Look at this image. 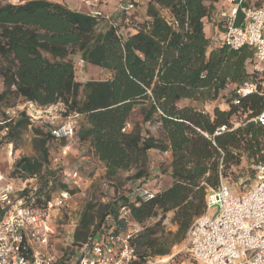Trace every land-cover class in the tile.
<instances>
[{
  "label": "trees",
  "instance_id": "obj_1",
  "mask_svg": "<svg viewBox=\"0 0 264 264\" xmlns=\"http://www.w3.org/2000/svg\"><path fill=\"white\" fill-rule=\"evenodd\" d=\"M214 1L207 6L204 0H148L150 19L126 38L119 37L117 29L107 26L101 17L60 2L0 3V102L14 95L39 107L61 104L63 116L77 113L81 121L76 125V142L88 145L103 163L106 177L133 171L130 179L154 190L147 201L119 197L103 204L98 221L86 236L112 225L124 229L123 220L118 219L122 206L142 225L160 215L133 238L135 264L138 259L144 262L169 253L172 245L185 238L194 219L206 210L207 191L216 188L231 167L244 158L264 166V125L254 120L263 107V96L235 92L236 86L255 77L246 67L247 63L252 67L253 53L246 46L231 49L224 44L208 52L202 18ZM157 6L168 9L172 19L161 15ZM73 58L112 75L105 80L78 81ZM230 84H234L232 88H228ZM182 99L200 106H178ZM209 101L226 107L217 103L210 114L202 105ZM137 105L142 127L134 123L123 130L130 125ZM152 123L158 125L157 137L147 128ZM29 124L24 111L16 119L0 120L4 142L13 145L16 157L15 138ZM222 126L224 130L215 133ZM32 144L37 157L15 159L12 174L31 178L45 172L49 144L60 146L42 127L34 129ZM150 149L171 152L170 172H165L171 183L162 189L148 186ZM46 183L45 179L35 192L43 203L50 198L43 189ZM59 186L67 188L63 182ZM5 209L0 204V216ZM168 213L172 214L170 223L176 225L174 231L162 225Z\"/></svg>",
  "mask_w": 264,
  "mask_h": 264
},
{
  "label": "built area",
  "instance_id": "obj_2",
  "mask_svg": "<svg viewBox=\"0 0 264 264\" xmlns=\"http://www.w3.org/2000/svg\"><path fill=\"white\" fill-rule=\"evenodd\" d=\"M260 0H226L229 11L224 14L221 44L231 49L248 47L253 53L251 71L255 77L235 87L238 96L259 92L263 96V107L254 120L264 125V5ZM88 13L102 17L99 0H85ZM134 7L133 0L120 5L121 10ZM241 12L243 23L235 24L236 15ZM116 34L121 38L118 31ZM238 98L233 100L237 104ZM26 113L31 122L37 121L45 128L52 140L60 144V157L67 156L76 143L77 113L63 116L61 104L39 107L27 101ZM44 113V115H42ZM130 125L127 124L123 130ZM224 126L216 130L219 133ZM7 154L16 159L13 145L8 144ZM58 158H54L57 162ZM255 183L241 194L234 193L227 182L221 181L216 188H210L205 196L206 210L196 217L186 232V243L191 258L190 264H264V166L259 164ZM65 184L78 186L76 169L63 171ZM27 180V179H26ZM5 182V183H4ZM0 204L6 208L0 216V264H54L55 256L48 246L54 233L53 214L69 206L70 191L62 189L40 206L35 203L36 187L21 194L13 201L12 179L7 180L0 172ZM22 192L25 187L20 189ZM154 191L141 185L132 188L133 201L137 197L147 201ZM217 206L214 212L212 207ZM118 219L123 220L124 229L115 225L90 234L79 243L71 264H135L136 251L133 238L140 232L141 224L122 206Z\"/></svg>",
  "mask_w": 264,
  "mask_h": 264
},
{
  "label": "rangeland",
  "instance_id": "obj_3",
  "mask_svg": "<svg viewBox=\"0 0 264 264\" xmlns=\"http://www.w3.org/2000/svg\"><path fill=\"white\" fill-rule=\"evenodd\" d=\"M18 1L19 0H0V3H16ZM69 1L73 5V10L89 11L84 0ZM125 1L126 0H99V3L104 4V14L101 17V20L104 21L102 22L107 26L115 27L122 36L130 31L128 30L129 26L133 25L136 27L139 24L137 23L136 25V15L141 10L139 7L142 6V0H133L134 7L132 9L121 10L120 5H124ZM158 9L160 10L162 7ZM73 63L74 73H76V76H81V82L87 80H105L112 75L107 70H102L99 66L87 64L77 58H73ZM2 90L3 85L0 77V91ZM27 109H29V105L26 100L11 95L6 100L0 102V120L6 117L16 119L19 117L20 112H25L30 124L15 138L14 145L18 150V157L29 156L36 158L37 154L33 148L32 140L34 129L40 126L37 121L31 122L29 120V116L26 113ZM42 115H44V113ZM80 121L81 119L78 118V126ZM129 121L130 126L127 130L131 129L134 123H138L140 126L142 125L139 105L135 106ZM237 124L238 122H235V125ZM146 125L152 135H158L159 129L157 123ZM4 132L5 130L0 128V172L7 180L12 179L13 188L17 189L10 194L11 201H13L15 197L29 192L34 186L38 189L45 179L47 183L43 189L48 192L49 197H53L57 195L60 190L64 189H61L59 186V183H62L64 179L63 171H70L72 169L78 171V186L72 183L66 184V189L70 191L69 206L53 214L52 221L54 233L50 238L48 246L49 253L55 256L56 262L54 264H71V260H73L77 252L79 243L85 240L86 236L98 221L99 209L102 208V205L108 201L118 199L119 197H127L129 202H132V188L138 183L142 184V182L129 178L133 171H119L113 178L106 177V169L103 163L95 158L86 143L80 142H76L71 147L72 150L69 151L68 155L61 158H59L61 156L60 146L49 144L50 162L45 172H41L37 176L31 178H23L19 175L12 174L15 159L11 162L7 154L8 144L4 142ZM54 158H58V161L54 162ZM165 161L166 160H159L158 163L155 164L157 162V160H155L154 164H149V187L153 189H162L164 187V185H158V181L166 175L165 172L168 170ZM256 166L257 165H255L252 160H246L244 158L240 165L231 167L229 171H227V174L221 178L220 182H227L234 193L241 194L254 185L257 175ZM23 187H25V190L22 192L20 189ZM35 203L41 206L43 201L41 199L38 201L36 197ZM216 207L217 206L212 207L211 212H214ZM171 216V213L166 214L162 220V225H164L167 230L174 231L176 225L170 223L169 220ZM159 219L160 215H157L156 217L146 220L143 225L141 223L140 231H142L145 226L153 225ZM77 234L79 238H76ZM190 263L191 258L186 243V236L180 243L172 245L169 253L148 257L144 262L138 259L137 262V264Z\"/></svg>",
  "mask_w": 264,
  "mask_h": 264
},
{
  "label": "crops",
  "instance_id": "obj_4",
  "mask_svg": "<svg viewBox=\"0 0 264 264\" xmlns=\"http://www.w3.org/2000/svg\"><path fill=\"white\" fill-rule=\"evenodd\" d=\"M52 1L63 3L67 7H69L70 9H73L72 8L73 5H72V3L69 0H52ZM84 2H85V0H84ZM147 2H148V0H142V6L139 7L141 10L136 15V25H137V23H139V24L136 27H134L133 25L129 26L128 30H130V31H128V33L126 35L124 34V37L125 36L127 37L129 35H132V34L136 33L138 28H139V26L142 24V22L150 19V17L147 15ZM204 4L208 6L210 4V0H204ZM256 4L264 5V0L257 1ZM103 6H104V4H101V3L99 4V8L102 9V11H103ZM87 8H88V6H87ZM157 8H159V6H157ZM75 10H77V9H75ZM88 10H89V8H88ZM228 11H229V5L227 4L226 0H215L212 3V7H211L208 15H206V16H204L202 18L203 31H204L205 37L207 39H209V46L207 48L208 52L211 49L216 48V47H218L221 44V39H222V36H223V28H224L223 27V25H224V14H227ZM83 12H87V11L84 10ZM159 12L161 13V15H163L167 19H169V20L172 19L171 14L168 11V9L162 8V9L159 10ZM242 23H243V15L241 14V12H238L237 15H236L235 24L236 25H240ZM249 65H250V63H247L246 67H247L248 71L249 70L251 71V65L250 66ZM102 70H103V68H102ZM105 70H107V69H105ZM107 71L112 74L111 71H109V70H107ZM75 78L78 81L81 80V76H76L75 75ZM233 85L234 84L228 85V88H232ZM188 103H191V104L196 105V106L197 105L200 106V104L198 102L192 101V100H189V99L179 100L177 102V105L178 106H182V105L188 104ZM217 103L218 102L209 101V102H205L202 105L204 106L205 111L211 114L213 107ZM217 105L220 108H222V109L226 107L224 104H220V103H218ZM154 136L157 137L158 135H154ZM147 153H148V158H149V163L150 164L151 163L154 164L155 160H157V162L155 164H157L159 160H166L165 162H166V165L168 166V173L170 172V167H169V163L171 161V152L170 151L161 152V151H158V150H155V149H150V150H148ZM13 161L14 160L11 159V162H13ZM155 180H153V181H155ZM170 183H171V177L168 174H166L162 179H160L158 181V185H160V186L161 185L167 186ZM2 186H3V184H1L0 187H2Z\"/></svg>",
  "mask_w": 264,
  "mask_h": 264
}]
</instances>
